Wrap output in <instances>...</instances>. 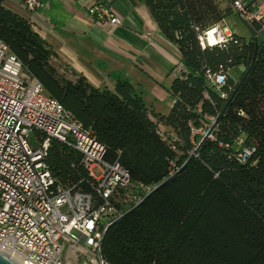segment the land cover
I'll return each instance as SVG.
<instances>
[{
    "label": "trees",
    "instance_id": "trees-1",
    "mask_svg": "<svg viewBox=\"0 0 264 264\" xmlns=\"http://www.w3.org/2000/svg\"><path fill=\"white\" fill-rule=\"evenodd\" d=\"M1 1L0 40L46 94L105 147L103 160L118 162L143 193L188 159L202 138L197 135L191 141L190 124L198 128L204 116L220 114L257 47L254 66L213 139L202 144L173 180L108 227L102 254L109 264H264V35L247 41L233 34L224 47L202 49L199 33L227 15L214 0H144L184 65L171 86L176 101L163 116L150 111L133 86L116 75L114 91L96 88L76 72L73 80L66 78L52 63L58 59L52 47ZM247 27L253 35L255 26ZM238 66L244 70L234 81L229 71ZM219 71L225 73L226 83L216 90L206 77ZM245 148L253 151L241 163L238 156ZM44 163L57 183L93 194L94 181L81 154L67 143L52 139Z\"/></svg>",
    "mask_w": 264,
    "mask_h": 264
},
{
    "label": "built area",
    "instance_id": "built-area-1",
    "mask_svg": "<svg viewBox=\"0 0 264 264\" xmlns=\"http://www.w3.org/2000/svg\"><path fill=\"white\" fill-rule=\"evenodd\" d=\"M23 2L29 10L40 6L39 0ZM229 7L246 26L264 32V0H229ZM87 16L109 34L122 24L105 3L94 2ZM232 35L225 24L216 23L199 33L198 41L202 49L224 47ZM183 71L179 62L173 73L181 77ZM206 79L216 90L226 83L223 71ZM214 120L204 116L200 127L190 124L191 141L205 136ZM158 131L164 137L160 124ZM52 139L81 154L94 181L93 194L75 191L51 176L44 158ZM252 151L243 149L238 160L244 163ZM104 155L105 147L90 130L47 95L0 40V254L14 264H109L101 250L103 232L148 191L134 186L129 173L118 162H105Z\"/></svg>",
    "mask_w": 264,
    "mask_h": 264
},
{
    "label": "crops",
    "instance_id": "crops-1",
    "mask_svg": "<svg viewBox=\"0 0 264 264\" xmlns=\"http://www.w3.org/2000/svg\"><path fill=\"white\" fill-rule=\"evenodd\" d=\"M105 3L122 24L108 33L93 24L87 9ZM29 10L23 0H2L1 6L27 19L33 30L47 42L71 73L82 74L92 86L114 91L115 75L128 81L152 112L166 116L176 98L171 86L173 70L180 57L177 47L158 29L144 0H39ZM238 66L229 71L237 81L243 72ZM155 121L154 118H152ZM165 130V129H164ZM171 138L175 134L167 129Z\"/></svg>",
    "mask_w": 264,
    "mask_h": 264
},
{
    "label": "water",
    "instance_id": "water-1",
    "mask_svg": "<svg viewBox=\"0 0 264 264\" xmlns=\"http://www.w3.org/2000/svg\"><path fill=\"white\" fill-rule=\"evenodd\" d=\"M256 53H257V47L255 48V52H254V55H253V59H252V62L250 64V66L248 67V69L245 71L243 77L240 79L239 83H238V86L236 87V89L234 90V92L232 93V95L228 98V100L226 101V104L224 106V108L222 109V111L220 112V114L215 118L214 122L211 124L208 132L206 133L205 136H203L200 141L198 142V144L196 145V147L193 149V151L191 152L190 156L188 157V159L174 172L172 173L171 175H169L168 178H166L164 181H162L161 183H159L158 185H156L155 187H153L151 190H149L143 197L142 199L135 205L133 206L132 208L128 209L120 218L116 219L112 224H115V223H119L122 218L124 216H126L127 214L131 213L133 210H135L138 206H140L151 194H153L156 190H158L159 188H161L165 183H167L168 181H171L173 180L176 175L181 172L185 167L186 165L193 159L197 156L198 152H199V149L200 147L202 146V144L208 139V136L210 134H212L219 121L222 119L225 111L227 110V108L230 106L235 94L237 93V91L239 90L240 86L242 85V83L244 82L245 78L247 77V75L250 73V71L252 70L253 66H254V62H255V58H256ZM99 230L101 231L102 230V227L100 226L99 227ZM106 231L107 229L103 232V238L106 234ZM102 243H103V239H102V242H101V250H102ZM0 264H14L13 262H11L9 259H7L6 257H4L3 255L0 254Z\"/></svg>",
    "mask_w": 264,
    "mask_h": 264
},
{
    "label": "rangeland",
    "instance_id": "rangeland-1",
    "mask_svg": "<svg viewBox=\"0 0 264 264\" xmlns=\"http://www.w3.org/2000/svg\"><path fill=\"white\" fill-rule=\"evenodd\" d=\"M214 2L216 5L219 6V8L221 10L224 11V13L227 14L222 21H219L217 23L225 24L226 27L228 28V30L232 34H235V35L243 38L244 40L250 41L253 37H255L259 40L262 38V36L264 34L257 27H254L252 29L253 35L251 34V32L248 29V27L246 26V24H244V22L238 17L236 12L234 10L230 9L229 0H214ZM52 63L57 68L58 72L63 74L66 78H68V75H71V73H69V71H67L66 69H64V67L59 65L56 61H54V59H52ZM72 77H73V75H72ZM92 172L94 173L95 176L100 175L98 168H94L92 170Z\"/></svg>",
    "mask_w": 264,
    "mask_h": 264
}]
</instances>
